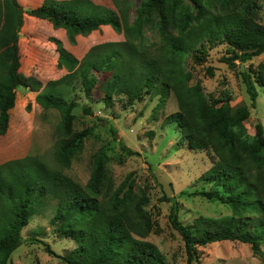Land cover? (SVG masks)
I'll list each match as a JSON object with an SVG mask.
<instances>
[{"label": "trees", "instance_id": "obj_1", "mask_svg": "<svg viewBox=\"0 0 264 264\" xmlns=\"http://www.w3.org/2000/svg\"><path fill=\"white\" fill-rule=\"evenodd\" d=\"M117 10L91 0H44L25 9L19 0H0V137L10 127L19 88L37 92L36 102L45 110L61 114L56 129L55 161L58 169L36 156L0 165V264H12V255L26 241L23 231L37 215L56 202L50 220L54 235L73 241L76 247L63 257L66 264H168L165 254L146 239L155 231L147 211L149 197L136 192L129 177L118 187L109 169L105 148L92 156V173L86 186L65 170L80 156L94 129H75L76 111L94 115V90L100 89L101 103L112 109L114 99L128 108L146 96L166 100L176 97L179 110L164 124L173 125L192 151L207 152L212 167L202 176L209 186L200 194L232 210L221 220L200 218L192 227L179 221V203L172 202L170 220L181 235L188 261L199 257L198 247L230 241L251 246L261 255L264 245V128L250 135L245 123L248 106L235 109L231 98L210 100L200 83L191 85L193 74L186 60L204 63L209 48L225 44L231 69L236 61L247 63L264 54V25L258 22L256 0H142L132 23L128 0H112ZM47 21L64 30L70 44L111 27L123 33L124 41L93 46L79 60L62 41L51 39L58 52V65L68 71L64 77L43 85L21 71L20 34L25 17ZM151 25L163 45L155 50L144 46L143 31ZM99 75H106L104 80ZM247 92L256 107L258 88L264 90V62L242 72ZM83 93L88 100L78 97ZM113 133L117 130L112 126ZM128 155H136L121 143ZM28 241L50 245L36 238Z\"/></svg>", "mask_w": 264, "mask_h": 264}, {"label": "rangeland", "instance_id": "obj_2", "mask_svg": "<svg viewBox=\"0 0 264 264\" xmlns=\"http://www.w3.org/2000/svg\"><path fill=\"white\" fill-rule=\"evenodd\" d=\"M44 0H19L22 7L32 9ZM93 3L117 10L112 0H91ZM121 1V0H120ZM142 0H128V19L132 23ZM260 5L258 22L264 25V0H256ZM189 2V0H186ZM51 39L62 41L63 45L75 57L81 60L95 45L124 41L123 33L115 32L111 27H103L87 36H78L75 45L70 44L64 30H55L47 21L25 17L20 34V71L38 79L43 85L58 80L68 74L59 67L56 45ZM144 46L155 50L163 45L160 34L151 25L143 31ZM225 44L209 48L206 61L197 63L193 56L186 60V70L193 74L191 85L200 83L210 100L231 98V105L237 109L248 106L250 118L245 125L254 136L256 127L264 128V90L258 88L259 97L256 107L247 92L242 72L256 69L264 62V54L247 63L236 61L231 69L224 59L230 57ZM106 75H99L104 80ZM38 93L19 88L14 109L11 111L10 127L5 136L0 137V165L19 160L26 156H36L48 166L58 169L55 161L56 129L61 122V114L55 109L45 110L37 102ZM85 103L88 100L78 93ZM100 89L93 92V116H85L77 110L75 129L82 131L94 129L83 153L78 156L65 174L82 186H86L92 173V156L105 148L110 156L109 169L112 172L115 187L120 186L128 177L134 181L135 191L146 194L150 203L147 211L155 222V231L146 239L155 244L166 256L168 264H190L184 241L171 223L172 202L179 203V221L192 227L195 221L204 218L221 220L232 216V210L218 201H211L200 193L208 191L202 176L212 167L207 152L192 151L181 140L175 126L164 124L165 119L179 110L174 94L166 100L160 97L146 96L131 107H124L123 100L114 99L112 109L104 107ZM112 126L117 130L115 135ZM121 143L132 149L136 155H128L122 150ZM56 202L50 201L49 207L34 217L23 231L25 243L12 255V264H66L63 257L71 252L75 243L54 235L50 220L54 216ZM36 238L50 245L55 254L47 253L45 244L31 242ZM199 257L193 264H264V252L253 254L250 245L240 242H218L198 247ZM264 250V245H263Z\"/></svg>", "mask_w": 264, "mask_h": 264}, {"label": "crops", "instance_id": "obj_3", "mask_svg": "<svg viewBox=\"0 0 264 264\" xmlns=\"http://www.w3.org/2000/svg\"><path fill=\"white\" fill-rule=\"evenodd\" d=\"M44 21V20H43Z\"/></svg>", "mask_w": 264, "mask_h": 264}]
</instances>
